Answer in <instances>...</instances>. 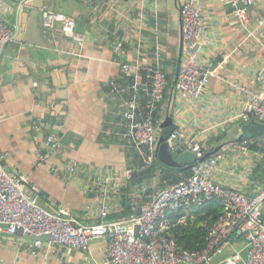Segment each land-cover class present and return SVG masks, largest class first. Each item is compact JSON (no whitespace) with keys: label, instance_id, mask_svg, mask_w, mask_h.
Segmentation results:
<instances>
[{"label":"crops","instance_id":"0c3cea01","mask_svg":"<svg viewBox=\"0 0 264 264\" xmlns=\"http://www.w3.org/2000/svg\"><path fill=\"white\" fill-rule=\"evenodd\" d=\"M18 1L0 0V13L11 27L13 41L21 38L19 49L12 50L11 42L0 58L2 164L9 173L26 178V195L38 196L43 208L53 213L66 210L83 224H97L95 191L84 190L81 176L65 178L63 172L71 163L86 170L93 168L99 175L123 172L137 164L131 141L118 126L125 102L112 92V84H124L122 64L154 62L157 47L164 68L176 71L173 67L179 65L182 40L179 2L167 0L169 14L162 12L161 0L46 3V10L75 20L76 33L85 38L81 48L62 32V24L45 29L41 10L37 17L31 8H18ZM203 2L211 25L202 61L212 65L222 57L217 67L220 75L258 88L256 75L264 62V26L259 25L264 18V0H257L251 9L254 35L241 28L219 0ZM173 6L177 16L170 14ZM142 12L148 14L146 19L141 18ZM170 25L179 31L178 45L172 41ZM121 41L124 46L117 51ZM7 49L8 57L4 54ZM163 108L165 113L156 120L159 128L169 117L175 127L183 129L184 138L199 135L206 149L224 145L219 151L224 157L213 173L216 182L249 196L264 184V128H260L264 124L254 118L237 119L243 109L240 93L213 77L199 102L183 100L172 92ZM47 136L60 143L57 153L46 149ZM255 137L262 142L242 148L244 140ZM212 139L217 141L208 148ZM123 212L124 208L120 214ZM195 212H182L181 216L187 218ZM29 244L24 237L0 231V264H101L107 247L106 240H95L87 250L68 254L59 248L52 255L39 251L34 256Z\"/></svg>","mask_w":264,"mask_h":264},{"label":"built area","instance_id":"2783aa9c","mask_svg":"<svg viewBox=\"0 0 264 264\" xmlns=\"http://www.w3.org/2000/svg\"><path fill=\"white\" fill-rule=\"evenodd\" d=\"M219 1L229 8L241 28L254 35L250 29V13L257 0ZM178 2L182 51L175 84L177 96L199 102L209 80L217 77L228 88L241 94L243 109L237 119L255 118L264 124V62L256 75L258 88L222 76L218 68L212 70V65L201 58L209 44L207 35L211 25L204 2ZM147 16V13H141L142 19ZM41 19L45 29L62 24V32L74 38L81 48L84 46L85 38L76 33L73 18L43 8ZM259 25L264 26V18H260ZM159 35L157 32V39ZM13 39L11 27L0 13V58ZM123 46L124 42H119L116 50L120 51ZM262 46L264 51V43ZM153 59L154 62L149 63L122 64L120 68L126 75L125 82L121 86L112 84V92L125 102L118 126L131 141L137 164L123 172L99 175L93 168L86 170L71 163L63 172L65 178L74 174L81 176L84 190L95 191L100 221L83 224L66 210L53 213L43 208L38 196L30 198L26 195V178L9 173L0 158V231L16 235L22 229L32 239L29 248L34 256L39 251L52 255L59 248H65L70 254L87 250L92 241L106 240L105 258L101 264H264V186L249 196L216 182L213 173L224 157L220 152L197 161L190 167L189 175L177 183H168L163 170L155 167L158 153L155 117L163 103L167 79L159 47ZM184 136L179 126L172 131L168 144L173 156L189 151L197 160L204 158L205 140L199 135ZM261 142L260 137L250 138L242 142V148L257 146ZM45 147L55 154L60 143L54 136H47ZM148 171L143 179H135V174ZM125 190H129L127 198L131 213L127 217L112 219L113 215L123 211L122 193ZM213 200L221 203L223 214L213 225L206 247L194 251L178 246L171 235L174 227L171 215L197 211ZM138 208H141L140 215L136 214ZM186 219L181 217L177 223L186 225ZM42 236H49V240L43 241ZM245 249L248 250L247 259L241 255ZM85 264L90 263L85 261Z\"/></svg>","mask_w":264,"mask_h":264},{"label":"trees","instance_id":"16d2710c","mask_svg":"<svg viewBox=\"0 0 264 264\" xmlns=\"http://www.w3.org/2000/svg\"><path fill=\"white\" fill-rule=\"evenodd\" d=\"M163 71L165 72L166 79H167V86L165 89V96L163 99V103L159 109V112L156 115V120H160L163 113H165V110L163 108V104L166 103V101L169 99V96L172 92H175V84H176V78H177V71H178V65L177 69L174 65V69L169 72V68L165 65V68L163 66ZM142 105L144 106V101L142 102ZM255 119V118H254ZM158 127V124H157ZM175 126H167L165 128H159L158 127V135H157V142L160 139H163L165 142H168L170 139V135L173 131ZM260 128H264L261 126ZM264 134V132H262ZM223 137L216 138L218 141H220ZM215 139H212L211 141L207 142V147L210 143L213 144ZM239 141H243V138ZM208 147V148H209ZM206 149V148H205ZM206 151H211V149H206ZM205 151V153H206ZM155 167L161 168L164 173V179L168 183H177L181 181L184 177L188 176L190 173V168L187 167H181V168H169L164 166L160 161L157 160L155 162ZM148 172H142L135 174V179L139 181V179H143L144 177L149 174ZM261 185L260 187H263ZM129 194V190H125L122 193V207L124 208V212L120 215H113L112 219H118L123 216H129L130 215V208H129V201L127 198V195ZM182 212H179L178 215L171 218V223L174 225V228L172 229L171 235L176 240L178 246L189 249V250H202L206 247L208 242V237L210 234V231L215 224V222L219 219V217L223 214V206L219 201L213 200L210 201L204 206H202L200 209H198L195 214L188 216L186 221V225H180L178 224V220L182 217ZM240 239H237L236 241H239Z\"/></svg>","mask_w":264,"mask_h":264},{"label":"water","instance_id":"95a60500","mask_svg":"<svg viewBox=\"0 0 264 264\" xmlns=\"http://www.w3.org/2000/svg\"><path fill=\"white\" fill-rule=\"evenodd\" d=\"M52 1H55V0H19L17 3H15V5H18V8L21 6H23L24 8L25 7L31 8L33 14L38 17L39 11L44 8L46 3H49ZM180 22H181V32H182V20H181V18H180ZM20 46H21V38L15 39L11 45L12 50L13 49L17 50L20 48ZM41 47L44 48L43 46H41ZM9 49H7L4 53L5 56H7V57L9 56V51L11 50V49L10 50ZM181 51H182V40H181V44H180L178 64L181 61ZM222 62H223L222 57L217 58V60H215L212 63L211 69L215 70L218 67V64H220ZM165 122L166 123L161 125V128H165L167 126H173L171 119L169 117H167ZM223 146L224 145L216 147V148H212L211 151L208 154H206L204 158L197 160L196 155L192 152H189V151L181 153L177 157H174L173 154L169 150L168 142H165L163 139H160L157 143V151H158L157 157H158V160L160 161V163H162L166 167H169V168L187 167V168H189L193 164H195L197 161L201 162V161L205 160L206 158L211 157L214 154L218 153ZM136 214L137 215L141 214V208H138ZM3 227L6 228L7 226L3 225ZM16 235L24 237L25 239H27V241L29 243L32 242V239L27 234H24L22 229H19L16 232ZM40 239H42L43 241H48L49 236H42Z\"/></svg>","mask_w":264,"mask_h":264},{"label":"rangeland","instance_id":"374dc122","mask_svg":"<svg viewBox=\"0 0 264 264\" xmlns=\"http://www.w3.org/2000/svg\"><path fill=\"white\" fill-rule=\"evenodd\" d=\"M140 2H141V0H140ZM160 4H161V10H162V12L164 14H169V11L167 10V6H168L167 0H161ZM170 14L172 16H177L178 15V12H177V9L175 8V6H173V11ZM170 30H171V34H172V41H176V44L178 45V40H179V31H178V29H176L172 25H170ZM241 255H242V257L244 259H247L248 258V250L247 249L243 250L241 252Z\"/></svg>","mask_w":264,"mask_h":264}]
</instances>
